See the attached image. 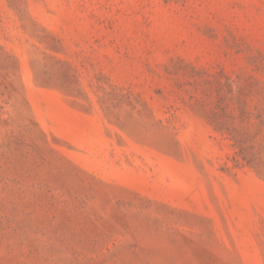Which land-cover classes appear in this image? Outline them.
I'll return each mask as SVG.
<instances>
[{
    "label": "rangeland",
    "instance_id": "rangeland-1",
    "mask_svg": "<svg viewBox=\"0 0 264 264\" xmlns=\"http://www.w3.org/2000/svg\"><path fill=\"white\" fill-rule=\"evenodd\" d=\"M0 264H264V0H0Z\"/></svg>",
    "mask_w": 264,
    "mask_h": 264
}]
</instances>
